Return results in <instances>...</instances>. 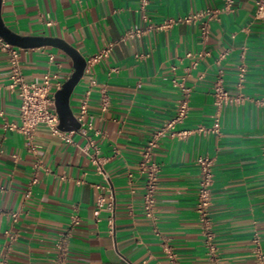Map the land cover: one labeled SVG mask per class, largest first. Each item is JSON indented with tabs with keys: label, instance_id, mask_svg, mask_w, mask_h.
Listing matches in <instances>:
<instances>
[{
	"label": "crops",
	"instance_id": "obj_1",
	"mask_svg": "<svg viewBox=\"0 0 264 264\" xmlns=\"http://www.w3.org/2000/svg\"><path fill=\"white\" fill-rule=\"evenodd\" d=\"M222 4L147 0L142 10L140 0H2L4 24L21 36L60 38L84 59L113 45L107 58L82 73L69 98L73 116L86 100L93 124L87 137L68 125L62 129L73 132L63 140L39 125L33 136L36 153L27 150L20 132L4 126L18 123L19 100L8 88L10 66L0 51V258L8 264H264V30L253 17L255 0H234L231 11L210 23L204 40L199 23L146 29ZM134 28L144 33L125 36ZM18 48L27 82L40 83L47 71H57L65 81L73 71L72 59L60 48ZM202 51L209 55L196 58ZM242 52L247 71L238 92ZM218 68L228 92L243 99L222 107L218 133L166 134L159 140L153 152L159 172L152 221L142 210L138 161L153 132L174 113L180 93L171 79L185 77L191 88L188 116L176 128L208 127L215 118L212 86ZM88 140L92 147L86 153ZM94 150L107 179L90 159ZM203 154L213 158L208 212L216 261L207 253L195 207L196 157ZM107 189L115 198L111 222L105 210L94 216L96 199L107 197ZM72 214L77 224L70 223ZM162 240L172 246L174 261L161 251Z\"/></svg>",
	"mask_w": 264,
	"mask_h": 264
},
{
	"label": "built area",
	"instance_id": "obj_2",
	"mask_svg": "<svg viewBox=\"0 0 264 264\" xmlns=\"http://www.w3.org/2000/svg\"><path fill=\"white\" fill-rule=\"evenodd\" d=\"M233 2L234 0H223L221 7H205L195 12L187 13L183 16L167 18L158 24H148L146 29L162 30L169 28L175 23H199L200 36L204 40L209 34L210 23L212 21H218L221 13L231 11L233 8ZM146 4L147 0H140V8L142 10ZM253 17L255 20L261 22L264 30V0H255ZM46 24L50 25L51 20H48ZM143 33L144 30L134 28L127 30L125 32V36H140ZM112 45L113 44L111 43L108 44L99 52L85 59L83 72L87 73L91 65L107 58L111 52ZM0 51L7 54L8 63L10 66L8 88L16 92L19 100V121L18 123L5 124V128L20 132L25 138L27 150L32 153H36V145L33 143V136L37 126L39 125H44L47 127L50 133L59 139H69L73 129L63 130L60 127V119L55 100V93L61 89L64 82L59 76L58 72H45L40 83L27 82L21 72L19 48L5 41L0 36ZM206 55H209V52L202 51L196 54V58L201 59ZM185 56L192 57V53L187 52ZM224 56L225 53H222L216 60V63H219V60ZM239 59L240 61L237 64L235 81V86L239 90L238 92H240L243 86L245 73L247 71L243 52L240 54ZM48 60L50 63H54V55L49 54ZM172 69H175V67L173 66ZM171 83L179 90L180 93V98L177 101L174 113L153 132L151 137L144 145L140 154V159L138 161L139 171L144 177L142 210L145 217L152 221L155 220L154 206L156 202V189L159 172V166L153 159V152L158 147L159 140L166 134L170 135L171 137H181L192 133H218V122L222 107L229 103L241 102L243 99V96L240 93L231 95L228 92L227 88L224 86L223 71L221 68H218L212 86V96L215 106L214 123L208 127L198 125L191 129L178 130L176 127L184 122L189 113V95L191 88L186 85L185 77L172 78ZM100 92L102 93L101 108L102 110H105L108 100L104 94L103 88L100 89ZM262 103L264 104V102ZM74 118L79 123V127L77 128L79 134L87 137L88 131L93 128V124L87 118V103L85 99L79 103L77 112L74 114ZM262 138V156L264 157V131ZM89 147H92V143L88 140L83 146V150L88 153ZM89 155L92 163L96 166L97 172L101 174L104 179H107L103 162L97 156V151L94 150L93 153H90ZM196 163L199 168V178L195 207L201 224V230L205 236L207 253L211 260L216 261V248L212 241V221L208 212V208L211 204V190L214 180V174L212 170L213 158L207 154L199 155L196 157ZM107 190H109V195L107 197L104 195H99L97 197L94 216L98 217L100 212L105 210L110 213L111 217L109 218V221L111 222L115 208V198L111 190ZM11 217L13 221H16L18 218V213L13 212ZM78 222V216L76 214H72L70 216V223L77 224ZM160 249L167 256V258H169V260H175V252L167 240H162L160 243ZM61 263L63 264V262ZM0 264H8V261L5 257L0 258Z\"/></svg>",
	"mask_w": 264,
	"mask_h": 264
},
{
	"label": "water",
	"instance_id": "obj_3",
	"mask_svg": "<svg viewBox=\"0 0 264 264\" xmlns=\"http://www.w3.org/2000/svg\"><path fill=\"white\" fill-rule=\"evenodd\" d=\"M1 4L2 0H0V36L5 41L21 48L52 45L66 52L72 59L73 71L71 75L63 82L61 89L56 91L55 100L60 119V127L67 129L69 125L70 127L78 128L79 123L75 120L72 114L69 105V98L75 84L82 76L85 66V59L75 48H73L60 38L49 36H21L13 32L4 24L1 18Z\"/></svg>",
	"mask_w": 264,
	"mask_h": 264
}]
</instances>
